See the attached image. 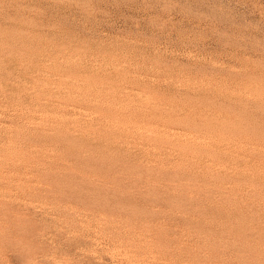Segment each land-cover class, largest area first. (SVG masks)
<instances>
[{"label":"rangeland","instance_id":"1","mask_svg":"<svg viewBox=\"0 0 264 264\" xmlns=\"http://www.w3.org/2000/svg\"><path fill=\"white\" fill-rule=\"evenodd\" d=\"M0 264H264V0H0Z\"/></svg>","mask_w":264,"mask_h":264}]
</instances>
